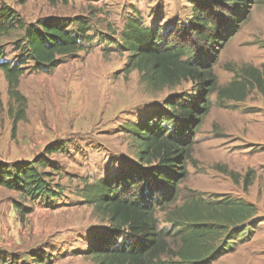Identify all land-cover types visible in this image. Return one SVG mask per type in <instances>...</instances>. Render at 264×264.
Returning a JSON list of instances; mask_svg holds the SVG:
<instances>
[{
    "label": "rangeland",
    "instance_id": "rangeland-1",
    "mask_svg": "<svg viewBox=\"0 0 264 264\" xmlns=\"http://www.w3.org/2000/svg\"><path fill=\"white\" fill-rule=\"evenodd\" d=\"M209 1L70 0L52 5L48 0H0L19 13L26 26L55 19L66 22L69 30H77L82 22L90 38L84 51L61 58L52 72L47 69L25 72L19 90L27 99V120L18 125L15 134L9 116V86L0 71V161H32L55 143L67 149L50 157L58 166L52 179L63 190V196L53 204L26 202L17 193L0 188V262L11 259L19 264H33L35 256H40L44 264H95L88 255L91 243L96 236L109 233L111 226L80 198L81 190L86 183L102 178L114 181L133 169H141L138 150L128 129L157 117L171 97L190 95L196 90L188 82L150 92L141 84L138 72L127 74L129 53L122 48L123 28L130 18H142L148 27L158 18L162 30L173 24L183 29L192 19L195 7ZM251 2L247 19L221 52L214 69L220 90L245 82L244 99H220L218 93L211 97L212 109L199 130L193 162L188 165L192 173L181 186L179 200L168 211L157 212L160 229L169 233L166 241L174 251L181 242L180 236L174 237L178 230L168 223V214L191 195L207 203L227 198L247 202L252 196L250 187L245 192L244 185L250 170L241 164H226L216 157V151L222 148L216 144L232 145L238 134L245 140L239 143L243 148L255 150V145L247 141V128L252 119H264V93L244 73L251 69L264 71V0ZM23 37L24 30L18 29L2 40L6 45V62L14 63L21 56L16 45ZM233 123L238 125L233 127ZM263 187H257L259 200L264 197ZM15 203L32 210L24 221ZM261 222L256 224L252 240L242 242L240 236L231 241L229 248L235 242L236 251L213 264H264L261 249L264 237L261 233L257 237ZM124 239L125 235L121 241ZM162 259L168 264L178 261L171 255Z\"/></svg>",
    "mask_w": 264,
    "mask_h": 264
},
{
    "label": "trees",
    "instance_id": "trees-1",
    "mask_svg": "<svg viewBox=\"0 0 264 264\" xmlns=\"http://www.w3.org/2000/svg\"><path fill=\"white\" fill-rule=\"evenodd\" d=\"M52 5L59 1L48 0ZM251 0H210L195 7L186 27L173 24L160 29V21L145 26L142 18L127 20L121 35L122 48L129 53L126 73L138 72L141 84L150 92L175 88L192 83L195 91L180 94L165 101V108L148 123L130 127L138 160L143 166L121 178H102L86 183L80 198L110 224V232L95 237L88 255L95 264H168L163 256H174L176 264H213L223 255L236 251L238 240H252L258 223L255 205L231 198L207 203L191 195L187 201L168 214V223L180 236L178 250L170 249L160 229L158 210L168 211L180 198L181 186L189 177V163L193 162L196 137L212 109L211 97L241 101L245 96V82L220 90L215 67L221 52L239 32L247 19ZM18 29L24 30L17 50L21 56L14 63L5 61L2 40ZM87 26L79 22L77 30H69L64 21L39 20L25 25L19 13L0 2V71L9 86V116L14 134L20 123L27 120V99L19 90L20 79L27 70L53 71L64 57L85 50L89 40ZM264 93V71L245 70ZM240 95V96H238ZM60 143L49 145L42 155L32 161L8 163L0 161V188L17 193L24 201H42L46 205L63 196L59 184L52 179L58 166L50 157L65 152ZM255 173L245 175V192ZM231 177H235L233 173ZM22 221L31 209L15 203ZM251 229V230H250ZM125 239L121 241L122 236ZM218 244L217 247L214 245ZM33 264H44L35 256ZM0 264H19L1 259ZM24 264V263H22Z\"/></svg>",
    "mask_w": 264,
    "mask_h": 264
},
{
    "label": "crops",
    "instance_id": "crops-1",
    "mask_svg": "<svg viewBox=\"0 0 264 264\" xmlns=\"http://www.w3.org/2000/svg\"><path fill=\"white\" fill-rule=\"evenodd\" d=\"M238 123H233L232 126L236 127ZM237 131V130H235ZM223 136V135H221ZM241 135H236L235 143L229 146L228 144L218 143L216 146L222 147L220 150L216 151L217 159L223 160V162H228L226 164H231L232 166H237L238 164L244 165L246 170H251L255 173V180L253 179V184H251L249 190L251 191V197L246 199L247 202L253 204L257 207L258 211V219H263V224H261V228L257 231V237L261 233V237H264V197L262 200H259V196L257 192V187L259 185L264 186V119L263 120H253L252 123L248 125L247 128V141L250 144L255 145V150L243 148L241 144ZM244 139L245 137L242 136ZM225 141V140H224ZM189 169V168H188ZM192 172L189 171V176ZM189 178V177H188ZM222 184V183H221ZM220 187V182L217 184L216 189ZM264 188V187H263ZM257 197L255 198V195ZM261 222V221H260ZM259 222V223H260ZM261 222V223H262ZM258 223V224H259ZM261 249L264 252V246H261Z\"/></svg>",
    "mask_w": 264,
    "mask_h": 264
}]
</instances>
